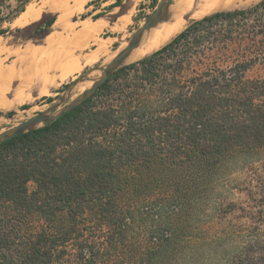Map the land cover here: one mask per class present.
I'll return each mask as SVG.
<instances>
[{"label": "trees", "instance_id": "trees-1", "mask_svg": "<svg viewBox=\"0 0 264 264\" xmlns=\"http://www.w3.org/2000/svg\"><path fill=\"white\" fill-rule=\"evenodd\" d=\"M18 1L16 14L30 0ZM262 10L194 20L57 119L0 141V264H264L234 260L226 233L200 219L238 172L264 188V79L247 76ZM251 37L225 67L204 55Z\"/></svg>", "mask_w": 264, "mask_h": 264}, {"label": "rangeland", "instance_id": "rangeland-1", "mask_svg": "<svg viewBox=\"0 0 264 264\" xmlns=\"http://www.w3.org/2000/svg\"><path fill=\"white\" fill-rule=\"evenodd\" d=\"M62 1L73 9L68 0ZM102 1L103 0H92L88 3V10L75 13L74 15L70 13L71 11L69 9L62 12V15L63 13L65 14L64 21L61 22L60 25L54 23L47 34H41L35 31L37 21L56 17L55 10L51 9L50 5L46 4L47 0H30L25 5V9L29 4L33 9L39 8L41 10H46L43 17L41 16L38 20L32 21L25 26L17 25L16 21H14L16 17L22 13L16 14L21 3L18 0H0V18H5V21L0 22V30L3 31V33H0V40L2 39L0 41V134L10 131L16 125L36 114H53L60 111L64 106L89 89L92 83L100 77L102 70L107 66L110 60L128 45L130 37L151 17L159 0H122L119 6L113 8H108L107 5L101 7ZM259 1L260 0H236L229 6L221 7L208 13H201L192 18H189L187 15L185 16L186 23L184 22L181 30L195 19L198 20L219 11L245 9ZM167 3H170V0H168ZM103 9L106 11L102 12L101 10ZM81 14H88L87 17H91V19H93V15L101 14L104 15L105 19L116 20L109 31L103 33L102 36L101 34L95 36L93 44L89 46L93 49L101 45L104 51L103 58L95 62H90L89 65L76 70L65 80L60 79V69H50L41 72L39 64L42 59L41 55H44L43 51L49 52L51 44L57 43L56 39L53 40V42L50 41V32H52V34L62 32L64 35L74 32V27L79 24L80 20H83L80 19ZM260 18L264 22V10H262ZM248 25L249 26L246 27L247 29H238V31H236V34L240 38H244L246 32L251 29L252 26H255L254 22L251 20ZM113 35H115V39H112L114 42L110 45L108 36ZM258 40L259 37L256 39L252 37L251 39L245 38L242 44L230 46L228 50L219 43L213 45L206 44L203 48L204 55L213 59L221 58L219 61L221 62L220 66L225 67L231 64L232 61H230V58L241 52L243 44H259ZM89 47H85L84 49H73V47L71 48L70 46L71 51L69 55L75 56L83 54L90 51ZM35 49H38L37 54L34 52ZM146 55L135 60L121 62L118 67L113 68V72ZM250 55L257 56L259 64H256L254 68L247 73V76L260 80L264 79V48L256 49ZM71 56L67 55L66 58ZM72 58L76 57L67 59L65 63L69 62ZM10 68H13V70L15 68L16 70V75H12L13 78L11 79L10 70H8ZM30 78H32V80ZM76 83L77 85L74 87ZM64 84H68V87L63 88ZM41 92H45L46 94H41ZM46 98H50V100ZM23 105L26 107L22 108L21 106ZM10 110L14 111L11 116L4 115L5 112ZM40 125H42V123H38L35 127ZM254 174V171L248 170L232 175L227 182V186L216 191L215 198L217 199L215 200L217 201L214 206L215 209L209 211L207 216L200 218L203 223L211 224L213 232L226 233L222 241L230 251L233 259H237L238 261L239 259L243 261V253H247L251 256L264 253V188L256 185ZM198 232L201 233L203 231ZM211 262L207 261V264H213ZM244 262L245 261H243V263Z\"/></svg>", "mask_w": 264, "mask_h": 264}, {"label": "bare ground", "instance_id": "bare-ground-1", "mask_svg": "<svg viewBox=\"0 0 264 264\" xmlns=\"http://www.w3.org/2000/svg\"><path fill=\"white\" fill-rule=\"evenodd\" d=\"M235 1L236 0H174V3H173V0H170V3H167L161 9V20L158 21L153 27L143 31L138 36L136 46L126 54L123 61L135 60V59H137L143 55H146L152 51H155L158 47L162 46L173 35H175L176 33H178L181 30V28L183 27L184 22H185V16L188 15L189 18H192V17L197 16L201 13H208V12H211L212 10H216L218 8H221V7L229 6L232 3H234ZM43 12H45V11L41 10L39 8L33 9L28 4L27 8L18 17H16V19L14 21H16L17 25L25 26L32 21L34 22V21L38 20L41 17V15L43 14ZM64 19L65 18L63 15L59 16L58 19L56 20L55 24L60 25V23L63 22ZM37 22H40V21H37ZM101 47L102 46L100 45L98 47V49L94 52L93 56L91 58H89L88 60L93 61L98 56H100L101 55ZM85 58H86V56H85ZM76 60H77L76 58H72L71 60H69V62L64 63L62 65V68L60 69L61 70V76H60L61 80L67 79L74 71L82 68L81 62H75ZM41 72H43L42 69H41ZM49 72H51V71H49ZM29 73H30V71H29ZM27 75H29V74H27ZM32 77H34V76H32ZM38 77H40V76H38ZM47 78H48V76H47ZM52 78H53V76H52ZM26 79H28V78H26ZM30 79L32 80V78H30ZM41 79H43V78H41ZM23 84H25V83H23ZM44 84H46V83H44ZM76 85H77V83L75 84L74 87H76ZM46 89H48V88H46ZM45 92H47V91H45ZM45 92H41V94L45 93Z\"/></svg>", "mask_w": 264, "mask_h": 264}, {"label": "crops", "instance_id": "crops-1", "mask_svg": "<svg viewBox=\"0 0 264 264\" xmlns=\"http://www.w3.org/2000/svg\"><path fill=\"white\" fill-rule=\"evenodd\" d=\"M90 1L92 0H68V2L71 4L73 9H71L69 5L63 2L62 0H47L46 4L50 5L51 9L55 10V15H56L55 21H54L55 23L58 17L62 15V12H65L68 9L71 11L70 13L72 15L78 12H83V11L88 10L89 9L88 3ZM114 1L115 0H103L100 6L104 7L107 5V7L109 8V6ZM44 11L46 12V10ZM101 11L103 12L106 10L103 9ZM45 12H43V14L41 15L42 17L44 16ZM63 16L65 18L64 14ZM115 21L116 20L105 19L104 15H101L100 17L96 19H91V17L90 18L87 17L83 20H80L79 24H77V26L74 27V32H71L70 34L68 33L67 35H64L62 32L58 34H52V32H50L51 33V37L49 38L51 39L50 41L53 42V40L56 39L57 43L51 44L49 52L45 50L43 51L44 55H41L42 59L39 64L42 71L45 72L50 69H58V68L61 69L65 61L71 57H76L77 60L75 62H81L82 68L89 65L90 62H95L99 59H102L104 56V51L101 47V55L98 56L93 61L88 60L89 58L93 56L94 52L98 49L97 47L92 49L89 46L93 44V39L95 36H98L99 34H101L102 36L103 33H105L106 31H109L113 27ZM54 23L52 25H54ZM108 38L110 40L109 44L111 45L114 42V40L112 39H115V35L108 36ZM70 46L71 48L73 47V49H84L85 47H89L90 51L85 52L83 54L71 56L69 55V52L71 51ZM34 52L35 54H37L38 49H35ZM67 55L71 57L66 58ZM8 70H10V79H11L13 78L12 75L14 76L16 75V70L15 68L14 70L13 68H10Z\"/></svg>", "mask_w": 264, "mask_h": 264}, {"label": "water", "instance_id": "water-1", "mask_svg": "<svg viewBox=\"0 0 264 264\" xmlns=\"http://www.w3.org/2000/svg\"><path fill=\"white\" fill-rule=\"evenodd\" d=\"M168 0H159L156 9L151 15V17L145 22V24L139 28L128 40V45L118 52L107 64V66L102 70V73L100 77L95 80L91 87L87 89L84 93H82L79 97L75 98L72 100L70 103H68L66 106H64L60 111L53 113V114H48V113H39L36 114L35 116L21 122L20 124L16 125L13 127L10 131L4 132L0 134V141L6 140L10 137H14L16 135H19L22 132H25L27 130L36 128L35 125L38 123H42V125L53 121L57 119L62 113L65 111L77 106L80 104L83 100H85L87 97H89L93 92L107 79V77L113 73V68L118 67L121 62H123L126 54L131 51L137 43V38L138 36L145 31L146 29H149L153 27L158 21L161 20V9L164 7L167 3ZM41 126V125H40ZM39 127V126H38Z\"/></svg>", "mask_w": 264, "mask_h": 264}]
</instances>
